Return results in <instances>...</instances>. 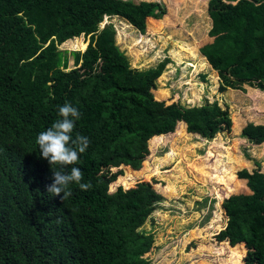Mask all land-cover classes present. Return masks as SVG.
<instances>
[{
    "label": "trees",
    "instance_id": "trees-1",
    "mask_svg": "<svg viewBox=\"0 0 264 264\" xmlns=\"http://www.w3.org/2000/svg\"><path fill=\"white\" fill-rule=\"evenodd\" d=\"M209 13L213 26L200 49L219 72L220 91L246 84L264 91V0H210ZM106 16L143 34L169 20L168 6L158 1L0 0V264H150L145 254L155 236L141 227L165 198L144 181L111 191L124 173L113 168L141 169L148 140L180 123L204 138L232 126L230 110L216 100L186 106L157 99L170 58L133 68L115 25L101 28ZM81 36L88 46L72 52L75 67L67 70L68 50L60 46L82 47ZM66 102L82 114L74 135L90 139L80 163L68 168L79 167L92 186L73 185L61 201L46 191L53 169L36 137ZM243 135L263 143L264 124L248 123ZM231 178L228 193L246 181L251 195L224 200L228 223L217 238L235 256L245 245L246 264H264V173L241 169Z\"/></svg>",
    "mask_w": 264,
    "mask_h": 264
},
{
    "label": "rangeland",
    "instance_id": "rangeland-1",
    "mask_svg": "<svg viewBox=\"0 0 264 264\" xmlns=\"http://www.w3.org/2000/svg\"><path fill=\"white\" fill-rule=\"evenodd\" d=\"M147 1L168 6L169 20L162 28L143 34L119 16H106L101 28L108 23L115 25L117 44L133 68L147 69L170 58L157 80V99L186 106L216 100L230 110L232 126L212 138L190 134L182 123L175 132L163 134L156 141L153 139L158 135H153L148 140L150 153L141 169L129 165L113 168L123 169L124 173L110 190L120 185L134 187L144 181L164 196L165 201L141 227L155 236L153 247L145 254L150 264H246L245 245L240 248L241 256H235L238 252L217 236L228 223L224 200L232 195L245 199L251 195L246 181L238 192L228 193L226 189L233 183L231 176L238 177L241 169H260L264 173V142L256 144L243 135L248 123L264 124V91L248 84L246 90L220 91L219 72L200 49L213 26L210 0ZM81 41H86L82 47L75 41L60 46L68 50L67 70L75 67L72 52L84 51L89 38L81 36Z\"/></svg>",
    "mask_w": 264,
    "mask_h": 264
},
{
    "label": "clouds",
    "instance_id": "clouds-1",
    "mask_svg": "<svg viewBox=\"0 0 264 264\" xmlns=\"http://www.w3.org/2000/svg\"><path fill=\"white\" fill-rule=\"evenodd\" d=\"M80 110L72 103L66 102L58 109L59 119L55 120L45 131L36 137L39 154L49 161L53 169L52 183L46 191L53 197L66 201L72 196V186L78 185L82 190L91 188V183L83 182L82 171L79 167L68 166L80 163V156L90 146L87 136L76 133L77 121L81 118Z\"/></svg>",
    "mask_w": 264,
    "mask_h": 264
}]
</instances>
